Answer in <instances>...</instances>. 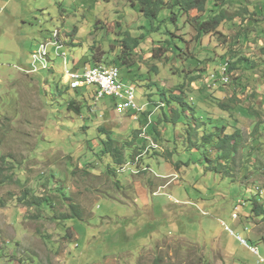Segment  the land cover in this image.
<instances>
[{
    "label": "rangeland",
    "instance_id": "rangeland-1",
    "mask_svg": "<svg viewBox=\"0 0 264 264\" xmlns=\"http://www.w3.org/2000/svg\"><path fill=\"white\" fill-rule=\"evenodd\" d=\"M233 1L230 20L199 35L197 11L171 24L165 10L152 28L138 0H0V264H264V218L251 211L264 202V0ZM147 33L133 67L109 64L124 35ZM93 51L136 87L157 133L114 98L97 102V86L72 88ZM239 56L250 64L228 85L211 79ZM181 93L204 121L242 131L241 181L209 171L216 152L192 149L184 124H155L161 98ZM110 137L122 168L103 154ZM72 204L83 220L62 219Z\"/></svg>",
    "mask_w": 264,
    "mask_h": 264
},
{
    "label": "trees",
    "instance_id": "trees-1",
    "mask_svg": "<svg viewBox=\"0 0 264 264\" xmlns=\"http://www.w3.org/2000/svg\"><path fill=\"white\" fill-rule=\"evenodd\" d=\"M217 1L218 3L215 4L216 9L210 10V13L208 12L209 10L207 8L210 0H175L173 3H170L167 0H138V3L143 17L147 20V23L152 28L154 24L159 20L162 12L165 10H169L171 12L170 16L167 18V22L171 24H178L179 19L182 16H190L193 11H197L198 17H194V21L197 24L199 35H204L215 33L224 22L230 20L227 6L228 4H233V2L236 3V1L233 0ZM221 2L222 4H220ZM238 2L243 3L244 1L241 0ZM242 11H245L244 13L250 14L249 11H247V9L245 8H243ZM259 11L261 12V14H264V4ZM259 11H256V14H258ZM242 14V12L239 13L240 16H242ZM204 15H209V17L204 18ZM143 28L147 29L146 26H144ZM149 36L150 33L143 34L142 36L135 38L130 36L129 34L124 35V38L119 43L120 53L116 56V59L112 61V63L109 62V64H113L118 67H133L135 65L134 56L136 54V51L141 48L142 44ZM100 62L101 61L97 57L96 51H93V55L89 60V65L92 67H96L99 66ZM225 63H227L228 67L230 65V67L227 69V73L229 75H232L236 70H238V68H242V65L250 64V60L246 57L239 56L235 61ZM254 68L255 65L252 66V69ZM165 95V92H163L162 96L165 97ZM69 108H71V110L77 111L78 113L81 112L80 107L77 106L75 102L71 103L69 105ZM156 108L163 109L164 113L161 115V117L156 118L155 124L166 123L169 125L177 126L178 124L182 123L187 127V140L192 149H198L200 145H209L211 149L210 152H212V150L216 152L215 160H212L209 157L210 153H208V156L206 158L209 171L218 175L225 173L228 175V177L231 178L232 182L234 181V183H237L235 181H241V179L232 174V167L235 164L236 154L241 150H243L244 152L249 151L248 148L245 147V138L240 129H237L233 133H228L226 126H220V124L214 123L209 119L207 121H204V118H201L202 116H200L196 107L193 106L191 102L187 101L186 97H183L182 93L180 95L174 94L168 97L166 96V98L162 97L160 103L156 106ZM166 108L169 109L170 113L165 111ZM139 121H141L142 125H146V127L149 128V131L157 133V128L154 127V122L150 121V118L148 119L144 116V118H140ZM201 133L204 134L201 135ZM256 148L257 147H254V149ZM103 154H110L112 159L114 160V163L121 168L126 164V159L124 157L122 148H120L118 146V142L113 140L111 137L104 143ZM251 155L249 156H251L252 158L254 154L251 153ZM256 169L257 171H260V167L256 166ZM108 170L109 173H112L113 171L111 168ZM243 179L249 180V176L245 174L243 175ZM26 197L27 194L23 199H21V201L27 200ZM258 198H260V195ZM34 200L35 201H30L25 205L27 207H33L35 205L41 206L43 202L42 199L35 198ZM71 207V215H62V219L83 220V212L80 210V208L73 204L71 205ZM251 211L258 217L264 218V202H262L260 199L253 200ZM159 263V261L156 262V264Z\"/></svg>",
    "mask_w": 264,
    "mask_h": 264
},
{
    "label": "built area",
    "instance_id": "built-area-1",
    "mask_svg": "<svg viewBox=\"0 0 264 264\" xmlns=\"http://www.w3.org/2000/svg\"><path fill=\"white\" fill-rule=\"evenodd\" d=\"M35 56L37 57V55ZM64 56L66 57V55ZM217 76H224V79H227L225 67H223L220 75L215 74L212 76L213 81L217 82ZM115 78H121L118 67L100 65L91 68L86 67L83 72H73L70 74L68 81L72 82V88L79 89L81 88L82 82H85V79H95V86H97L95 98L97 102L103 100V95L106 93H119L121 95V102H115L117 113L119 115L132 114V118L135 121H139L140 116L145 111V106L139 104L137 92H133L132 89L124 87V82L123 88H115ZM147 129L148 127H146V131ZM148 139L151 142V146H154L152 148H158L151 138L148 137ZM234 219H238V213L234 214ZM240 240L244 245H248L246 240L242 238ZM251 250L257 254V248H251Z\"/></svg>",
    "mask_w": 264,
    "mask_h": 264
},
{
    "label": "bare ground",
    "instance_id": "bare-ground-1",
    "mask_svg": "<svg viewBox=\"0 0 264 264\" xmlns=\"http://www.w3.org/2000/svg\"><path fill=\"white\" fill-rule=\"evenodd\" d=\"M229 67H230V65H229ZM229 67H228V65L225 66V72L227 75V79H224V76H222V79H221V82L224 85H228L231 82V80H230L231 75L228 76V73H227L228 72L227 69ZM119 75H121L120 69H119ZM127 84L124 83V87H126L127 89H132L133 92H137L135 86L127 85ZM83 86H95V79H85V82H82V84H81V87H83ZM115 88H123V81L121 80V78H115ZM73 89H76V88H73ZM108 97L114 98L118 102H121V95L119 93H106L103 95V99L108 98Z\"/></svg>",
    "mask_w": 264,
    "mask_h": 264
},
{
    "label": "crops",
    "instance_id": "crops-1",
    "mask_svg": "<svg viewBox=\"0 0 264 264\" xmlns=\"http://www.w3.org/2000/svg\"><path fill=\"white\" fill-rule=\"evenodd\" d=\"M150 118H152V117H150ZM145 130H146V128H145ZM145 130H144V131H145Z\"/></svg>",
    "mask_w": 264,
    "mask_h": 264
}]
</instances>
